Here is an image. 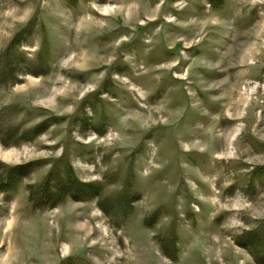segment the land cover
Returning <instances> with one entry per match:
<instances>
[{
	"label": "rangeland",
	"instance_id": "rangeland-1",
	"mask_svg": "<svg viewBox=\"0 0 264 264\" xmlns=\"http://www.w3.org/2000/svg\"><path fill=\"white\" fill-rule=\"evenodd\" d=\"M263 12L0 0V264H264ZM239 96L251 120L229 145Z\"/></svg>",
	"mask_w": 264,
	"mask_h": 264
},
{
	"label": "bare ground",
	"instance_id": "bare-ground-1",
	"mask_svg": "<svg viewBox=\"0 0 264 264\" xmlns=\"http://www.w3.org/2000/svg\"><path fill=\"white\" fill-rule=\"evenodd\" d=\"M132 9V8H131ZM112 11V9H105V13L106 14H109L110 12ZM132 12V11H131ZM129 13H130V11H129ZM264 13V12H263ZM130 15V14H129ZM263 26V25H262ZM262 29V28H261ZM261 29H260V31H259V36H260V34H261ZM236 43H238V42H235V44ZM257 51V48L255 47V45H253V46H251V47H248V49L246 50V52L244 53V55H243V59H242V61H245V60H248L249 58L248 57H251V55H253V53H255ZM232 52H234L233 51V49H232ZM244 52V51H243ZM232 53H230V55H231ZM257 57V56H256ZM78 59V58H77ZM256 60V59H255ZM258 60V59H257ZM70 61H71V59H69V60H67L65 63L66 64H68V63H70ZM86 61V60H85ZM84 61V63H86ZM223 62H225V61H223ZM247 62V61H246ZM233 63H234V61L233 60H227V63L224 65V66H222L221 68H223L224 69V71L222 72V74H225V76L227 75V74H229V73H231L232 71H234L235 70V67H234V65H233ZM238 63V62H237ZM73 64L74 65H78L79 64V62L78 61H74L73 62ZM224 64V63H223ZM81 65H84V64H81ZM242 65H244V64H242ZM241 65V66H242ZM249 68V65L248 64H245L244 65V68H243V74L246 76L247 74H246V70ZM243 75V76H244ZM228 77H226V79H227ZM252 78V77H251ZM232 79V78H231ZM228 80V79H227ZM33 80H31V82H32ZM246 82V81H245ZM230 84V83H229ZM246 85H247V83H246ZM230 87V86H229ZM227 90H229V88L227 89ZM231 90H232V87H231ZM56 94H58V93H60L62 90H57L56 89ZM214 91V90H213ZM238 91V90H237ZM45 92V91H44ZM233 92V91H232ZM228 93V92H227ZM226 93V94H227ZM231 94V93H230ZM230 94H227L226 96H227V98L230 96ZM142 97H145L146 98V95L145 94H143V93H141L140 94ZM55 96V95H54ZM54 96H52V97H46V99H47V101H42V103H48V104H50V105H52V104H54L53 102H54ZM219 96V95H218ZM238 96V95H237ZM236 96V97H237ZM233 97V96H232ZM235 97V98H236ZM240 98L236 101V103H235V99L234 98H230V99H228V100H226L225 102H231V103H229L228 105H226V108H225V111L223 112V113H227L228 114V119L225 117V118H222L224 121L226 120L227 122H226V124L227 123H229V126H231L232 127V129L229 131V133H228V144L229 145H232V144H239V141H238V139L237 140H234V139H232L231 137L236 133V132H239V129H238V125H239V122H244V123H246L247 125H248V123L250 122V120H251V118L249 117V113H247V115L246 116H244L243 118H240V116H238L237 115V117L238 118H235L234 119V111L236 110V112H241V109H243V107H244V105H245V103L247 104V103H249V97L246 99L245 97H243V96H239ZM44 98H45V96H44ZM44 98H43V100H44ZM222 98V97H221ZM221 101V100H220ZM218 104V103H217ZM219 105V104H218ZM253 106H255V104L253 105ZM235 107H236V109H235ZM251 107H252V105L249 103V106L246 108L247 109V112L248 111H250V109H251ZM224 108V107H223ZM133 111V110H132ZM231 112H233V113H231ZM130 115V114H129ZM225 115V114H224ZM223 115V116H224ZM222 116V117H223ZM155 119V118H154ZM137 120V119H136ZM213 124H215L218 120L216 119V118H211V119H209ZM229 121V122H228ZM210 122V123H211ZM242 125V124H241ZM244 125V124H243ZM241 127V126H240ZM249 127V126H248ZM247 127V129H249ZM244 128V127H243ZM247 129H245V131L247 130ZM241 130V129H240ZM248 131V130H247ZM240 134V133H239ZM127 135V134H126ZM130 136V135H129ZM228 145V146H229ZM234 146V145H233ZM241 146V145H240ZM232 147V146H231ZM229 151V150H228ZM230 152V151H229ZM220 153V151H217L216 153H215V157L217 158L218 157V154ZM251 154V153H250ZM217 155V156H216ZM1 156L6 160V161H15V162H17V161H19V155L16 153V152H14V151H10V152H2L1 153ZM251 156H252V154H251ZM250 164V163H249ZM205 184L207 185V182H205ZM206 185H204V186H206ZM197 191H200V190H197ZM216 197V196H215ZM98 214H95V216H94V219H93V217H91L90 219L91 220H100L98 217H96ZM102 220V219H101ZM12 223H13V220H11L10 222H9V225H8V229H10L11 227H12ZM91 226H90V223H85V222H80V224L78 225V230L80 229V231H78L77 230V233H79V232H81L82 234H85L86 235V237H90V234H91V232H92V230H91V228H90ZM103 227H104V225H103ZM106 233H108V231H107V229H103ZM103 233V232H102ZM74 247H76L75 245L73 246V245H71L70 243H68V242H64L63 243V248H64V252L63 253H67V254H69V253H71L72 251H73V249H75ZM79 251V250H78ZM8 254V256L5 258L6 260H5V262H7L8 261V257H9V253H7ZM113 254H118V252L117 251H115Z\"/></svg>",
	"mask_w": 264,
	"mask_h": 264
},
{
	"label": "trees",
	"instance_id": "trees-1",
	"mask_svg": "<svg viewBox=\"0 0 264 264\" xmlns=\"http://www.w3.org/2000/svg\"><path fill=\"white\" fill-rule=\"evenodd\" d=\"M67 194H68V193H67ZM67 194H66V195H67ZM66 195H65V197H66ZM50 203H51V202L47 201V205L50 204ZM47 205H45V207H47ZM45 207H44V208H45Z\"/></svg>",
	"mask_w": 264,
	"mask_h": 264
}]
</instances>
